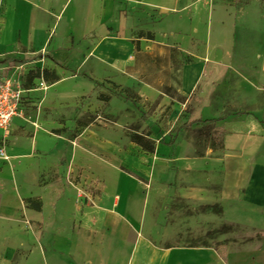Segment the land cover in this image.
Listing matches in <instances>:
<instances>
[{"label":"rangeland","instance_id":"rangeland-1","mask_svg":"<svg viewBox=\"0 0 264 264\" xmlns=\"http://www.w3.org/2000/svg\"><path fill=\"white\" fill-rule=\"evenodd\" d=\"M123 1L0 0V77L25 91L20 114L0 132L8 157H0V264H28L35 256L37 263L43 252L53 255L49 262L64 263L61 237L78 243L74 264H123L139 239L198 252L178 255L177 264H264V206L247 207L237 198L222 204L183 191L221 190L218 177L226 171L205 155L213 157L224 133L240 124L221 118L264 110L259 87L240 93L234 83L257 69L253 57L240 59L239 52L248 50L240 41L249 37L247 28L263 25L262 0H228L237 43L219 80L189 96L180 78L191 58L177 49L165 68V58L145 55L115 75L102 73L87 54L83 41L104 28L136 37L153 21L158 38L172 39L173 18L156 21L148 7L142 14ZM215 19L210 29L218 27ZM37 66L58 79L29 81ZM257 121L264 127V115ZM133 132L148 134L154 150L132 142ZM28 197L41 201L40 211L28 207Z\"/></svg>","mask_w":264,"mask_h":264},{"label":"crops","instance_id":"crops-1","mask_svg":"<svg viewBox=\"0 0 264 264\" xmlns=\"http://www.w3.org/2000/svg\"><path fill=\"white\" fill-rule=\"evenodd\" d=\"M205 1L207 0H164L162 2L124 0L125 5L139 6L142 12L148 7L149 10L157 14L156 21H160L166 16L173 18L176 26L170 30L172 39L158 38L155 35V25L152 21L149 25L139 28L145 32L150 31L153 34L152 39L147 38L146 35L133 37L131 31L123 33L115 28L112 30L104 28L102 32H97L99 37L93 38L89 42L85 40L83 44L87 47V54L90 58L96 60L98 66L104 70L102 73L108 74H114V72L116 74V71L121 72L128 67H133L135 60L137 59L139 62V58H145V55L165 58L167 63L161 67L165 68L170 65L171 49L176 48L182 55L191 58L182 65L180 78L181 92L189 96L198 87L219 80L216 78V74L223 66L222 62L229 59L228 56L238 40L231 10L234 5H230L228 0H218L215 1L217 4L212 2L211 5ZM262 3L263 25L256 29L247 28L249 37L242 35L240 41H245L248 50L244 48L239 52L240 59L243 58V54H249V58L253 57L257 62V69L252 75L235 77L234 83L237 84L236 87L240 93L246 89L252 91L254 87H259L263 92L264 105V0ZM150 14L148 12V15ZM216 16H219L217 20ZM214 19L218 27L213 30L210 29V25H212L211 20ZM135 41H138L139 49H136ZM256 43L258 49L252 50V46ZM143 82L150 83L149 80ZM263 115V109H255L249 113H226L223 115L221 123L235 124L239 121L241 125L244 124V127L239 124L236 131L225 132L223 148L218 149L215 154L213 152V157L205 155L208 160L218 162L217 164H220L226 171L224 178L218 177L221 190L216 193L211 190H203L204 188L183 190L187 197L211 198L222 204L228 199L235 200L237 198L247 207L264 206V127L257 121ZM0 132L2 133V131ZM205 157L198 160L202 161ZM115 191L119 192L123 199L127 195V190ZM49 242L46 241V243ZM56 242L63 247L65 252L63 257L67 259L66 262L57 264H74L78 255V243L75 242V238L61 237ZM193 251L177 247L160 249L153 244L145 243L144 239H139L127 248L123 264H127V261L128 264H177L175 259L178 255L190 258L193 254L198 253ZM41 255L43 258L37 263H35L36 256L28 257V264H53V262H49L53 255L47 252H43ZM88 257L92 260L91 263H94V260L90 256ZM146 259L148 260L146 261Z\"/></svg>","mask_w":264,"mask_h":264},{"label":"built area","instance_id":"built-area-1","mask_svg":"<svg viewBox=\"0 0 264 264\" xmlns=\"http://www.w3.org/2000/svg\"><path fill=\"white\" fill-rule=\"evenodd\" d=\"M24 93V88L18 81L10 77H0V131L2 133L9 128L13 117L20 114ZM0 157L8 158L2 146H0Z\"/></svg>","mask_w":264,"mask_h":264},{"label":"trees","instance_id":"trees-1","mask_svg":"<svg viewBox=\"0 0 264 264\" xmlns=\"http://www.w3.org/2000/svg\"><path fill=\"white\" fill-rule=\"evenodd\" d=\"M142 35H143V30L140 29L139 34H137V37H141ZM145 35L147 38H150V39L153 38V34L150 31H146ZM134 43H135L136 49H139L138 41H135ZM174 49H176V48H174ZM172 50H173V48L171 49V52H172ZM34 78H41L44 81L51 83V82L58 79V75L53 70H49L47 68H40L37 66V67L32 68L28 71L29 81H32ZM129 138L132 142L138 144L142 149H144L148 152H151L154 150V141L149 137L148 134L133 132V133L129 134ZM219 146H222V142L218 145V147ZM24 200L28 204V207H30L36 211L41 210V201L39 199L28 197ZM220 210H221V208L217 209V211H220Z\"/></svg>","mask_w":264,"mask_h":264}]
</instances>
